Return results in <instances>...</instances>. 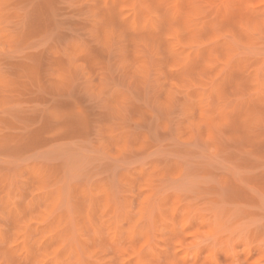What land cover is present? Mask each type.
Returning <instances> with one entry per match:
<instances>
[{"label":"rangeland","instance_id":"1","mask_svg":"<svg viewBox=\"0 0 264 264\" xmlns=\"http://www.w3.org/2000/svg\"><path fill=\"white\" fill-rule=\"evenodd\" d=\"M0 264H264V0H0Z\"/></svg>","mask_w":264,"mask_h":264}]
</instances>
